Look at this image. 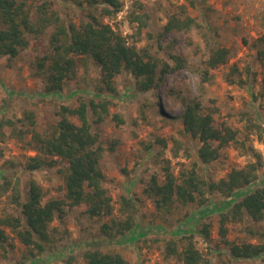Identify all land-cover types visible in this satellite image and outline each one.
Instances as JSON below:
<instances>
[{"label":"rangeland","instance_id":"374dc122","mask_svg":"<svg viewBox=\"0 0 264 264\" xmlns=\"http://www.w3.org/2000/svg\"><path fill=\"white\" fill-rule=\"evenodd\" d=\"M39 4L51 3L64 24L79 25L88 19L86 0H31ZM121 11L102 19L113 25L137 48L147 50L162 68L166 62L175 65L170 53L182 55L186 66L165 74L155 88L141 91L137 78L123 71L114 80V90L105 89L101 81V67L89 55L77 57L76 74L64 83L62 93L46 94L44 82L36 75V58L50 50L49 27L39 35H29L30 44L17 57L0 58V120L12 119L22 129L34 128L42 134L54 129L60 119V107L74 105L77 97L106 99L109 113L95 129L105 150L101 165L105 173L104 185L112 197L110 215L90 217L82 207H65V218H55L50 226L52 241L44 254L33 246L24 245L11 228H6L9 240L6 250L0 249V264H27V259L38 256L45 264H86L85 246L96 238L116 234L118 222L125 219L121 212L122 196L134 201L138 210L131 232L116 245L101 248L119 251L129 264H182L177 256L165 257V242L177 240L179 249L184 240L194 234L197 248L209 259L208 264H264V256L237 259L219 234L220 211H225L228 199L219 192L207 194L204 204L195 201L182 204L174 201L167 207H156L144 192L150 178L164 179V167L176 174L195 167L204 179H220L231 168L256 161L261 153L264 163V131L248 129L242 113H250L253 121L264 109V0H122ZM142 5V6H141ZM132 10L149 13L145 31L137 34V26L129 21ZM187 14L199 23L190 32L164 31L171 14ZM152 36H149L150 34ZM131 35V37H130ZM134 37V38H132ZM226 47L230 57L226 63L211 69V78L203 80L205 60L217 47ZM236 67V69L233 68ZM197 101L205 112L213 111L219 122L237 130V136L254 149L246 152L233 144L225 148V159L203 163L198 157L201 145L198 138L184 131L183 111L188 101ZM34 114V124L25 114ZM118 115V118L115 116ZM98 115L90 113L91 120ZM31 134L24 139L12 135L10 126L0 132V215H21V206L28 198L29 184L38 182L43 189V202L62 198L65 184L57 167L45 166L27 170L25 163L36 151L30 143ZM113 145L114 149H110ZM60 163L59 166H61ZM63 165V164H62ZM260 181L264 172L259 171ZM6 185L4 188L3 185ZM251 187L235 193L239 198ZM211 223V240L199 233L204 223ZM108 223L109 228L106 227ZM229 240L241 243H264V220L254 221L247 213L238 221L227 223ZM249 229L255 231L251 234ZM122 237V236H121ZM35 263L38 259H34Z\"/></svg>","mask_w":264,"mask_h":264},{"label":"trees","instance_id":"16d2710c","mask_svg":"<svg viewBox=\"0 0 264 264\" xmlns=\"http://www.w3.org/2000/svg\"><path fill=\"white\" fill-rule=\"evenodd\" d=\"M33 1V0H32ZM88 19L79 25L73 22L63 23L60 15L52 8L51 3H32L31 0H0V58L17 57L20 51L30 44L29 35H39L49 27L54 28L50 35V50L36 58L34 67L36 75L44 82L46 94L62 93L64 83L76 74L77 57L91 56L101 67V81L105 89L114 90V80L123 71L131 72L136 78L138 90L146 91L158 87L165 74L176 68L186 66V59L177 53H170L175 60L172 66L168 62L160 70L159 63L145 49H138L129 41V35H123L103 17L115 16L122 9V0H86ZM142 6V5H141ZM129 21L137 26V34L145 31L149 13L132 10ZM199 23L195 17L184 10L181 14H171L164 24V31L190 32ZM150 34V32L148 33ZM149 36H152L150 34ZM131 37V35H130ZM134 38V37H132ZM230 51L226 47H217L205 60L206 67L201 70L203 80L208 82L210 71L226 63ZM236 69L235 66H233ZM260 96H264V87ZM109 101L106 99L76 98L74 105L63 104L60 107V119L49 133L42 134L36 129H22L12 119L0 120V132L4 125L10 126L12 135L24 139L30 133L35 155L27 157V170L35 171L45 166L57 167L62 173L65 193L62 198L49 199L43 202L41 185L32 180L29 184L28 198L21 206V215H0V249L6 250L11 228L18 239L26 246H33L44 254L52 241L50 226L55 218H65V207H82L90 217L110 215L113 212L112 197L104 185L105 173L101 160L104 146L99 140V124L104 115L109 113ZM90 113L98 115L91 120ZM262 115H256V121L250 113H242L248 122L250 131H264V109ZM118 118V115L115 116ZM25 118L34 124V114L27 112ZM184 131L198 138L201 145L198 157L203 163L225 159V148L233 144L243 147L246 152L252 151L251 145H245L237 136V130L225 122H219L213 111L205 112L197 101H188L183 111ZM110 149H114L111 145ZM256 154V161L248 162L242 167H233L226 176L216 179H204L195 167L176 175L169 166L164 167V179L160 182L156 175L150 178L144 192L154 200L156 207H167L174 201L184 205L199 201L204 204L207 194L219 192L228 199L225 211H220L219 234L228 246L230 254L237 259H251L264 256V243L244 241L241 243L229 240L227 223L238 221L247 213L254 221L264 220V182L259 183V171L264 172L261 153ZM61 164V166H59ZM264 181V180H263ZM4 184L3 187L5 188ZM251 187L237 199L235 193ZM121 212L125 219L118 222L116 234L107 238H96L85 246L86 264H129L128 259L119 251L103 250L104 245H116L125 240L123 237L135 226L136 204L128 196L121 198ZM109 228L108 223H105ZM211 223H204L198 233L207 241L211 240ZM251 234L255 231L249 229ZM264 235V233H261ZM194 234L181 237L184 244L181 249L177 240L170 238L165 243V257H175L182 264H208L210 261L197 248ZM122 236V237H121ZM34 259H38L35 263ZM27 264H45L38 256L27 259Z\"/></svg>","mask_w":264,"mask_h":264}]
</instances>
